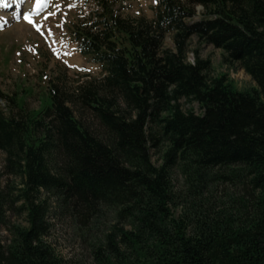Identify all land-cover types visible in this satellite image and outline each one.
Listing matches in <instances>:
<instances>
[{"label":"trees","instance_id":"1","mask_svg":"<svg viewBox=\"0 0 264 264\" xmlns=\"http://www.w3.org/2000/svg\"><path fill=\"white\" fill-rule=\"evenodd\" d=\"M92 1L68 32L99 79L72 93L51 83L36 110L0 92V175L13 180L0 183V264H64L46 241L52 205L86 233L110 217L91 245L98 264H264V0H155L151 20ZM191 37L255 87L210 77L198 50L187 62Z\"/></svg>","mask_w":264,"mask_h":264},{"label":"rangeland","instance_id":"2","mask_svg":"<svg viewBox=\"0 0 264 264\" xmlns=\"http://www.w3.org/2000/svg\"><path fill=\"white\" fill-rule=\"evenodd\" d=\"M24 1L25 4L28 1L27 6L33 8V13L37 11L35 16L31 17L32 23L21 22L20 14L12 19L15 16L11 15L10 7L0 8L3 16L1 18L9 17L7 19L10 21L9 24L6 19V21L3 20L7 24L2 26L4 31L0 32V92L9 97L17 94L24 100L26 109L36 110L39 109L40 99L46 92L45 86L54 83L69 89L67 92L72 93L83 82L99 79L101 73L97 65L80 58L76 51V44L70 42L67 36V29L72 18L80 13L88 12L92 8V0H87V2L85 0H42L40 5H37L36 0ZM46 1L48 3L43 7L42 4ZM120 1L116 9L119 8L118 14L121 17L152 19L153 0ZM9 2L12 3L11 0ZM16 4L18 5V0ZM19 4H21L20 0ZM17 5L15 11L23 10L22 15L25 14L24 5L21 4L20 7ZM195 12L193 20H198L203 13L202 7L197 6ZM163 49H173L169 36L164 40ZM194 50L199 51L203 60L210 62V77L225 74L233 87L240 92L255 87L250 78L236 65L222 63V51L200 43L196 37H191L188 42L187 62L194 61ZM180 104L183 111L191 107L195 115L200 114L197 104L189 105L185 101H181ZM0 110L8 113L9 105L5 100L0 102ZM73 111L77 118L83 119L90 130L95 133L100 132L97 122L89 113L76 107ZM150 155L152 163L158 166L159 154L151 150ZM2 161L3 154L0 152V168ZM6 182L12 183L13 180L6 179L3 174L0 175V183ZM180 182L178 178L176 188H179ZM19 206L18 203L14 207ZM6 215L11 224L21 226L26 224L23 214L17 216L13 210L7 212ZM105 217L101 219V226L95 232L86 233L52 205L48 214L50 230L46 241L64 264H98L92 254L91 245L94 243L95 236L102 237V234L108 232L112 220L108 215ZM0 239L3 242L7 241L6 228H0Z\"/></svg>","mask_w":264,"mask_h":264},{"label":"snow or ice","instance_id":"3","mask_svg":"<svg viewBox=\"0 0 264 264\" xmlns=\"http://www.w3.org/2000/svg\"><path fill=\"white\" fill-rule=\"evenodd\" d=\"M37 5H39L41 3V0H36ZM155 2V0H154ZM16 3V0H12V3L10 4L9 0H0V8H8L10 6H12V4ZM24 19L28 22V23H32V20L30 18V16L28 14L24 15ZM0 27H2V25H0Z\"/></svg>","mask_w":264,"mask_h":264},{"label":"bare ground","instance_id":"4","mask_svg":"<svg viewBox=\"0 0 264 264\" xmlns=\"http://www.w3.org/2000/svg\"><path fill=\"white\" fill-rule=\"evenodd\" d=\"M41 1H42V0H41ZM16 5H17V4H16ZM18 5H19V7L21 6V4H19V0H18ZM18 5H17V6H18ZM23 8H24V11H25L26 13H31V12L33 13V12H34V11H33V8L27 6L26 4L24 5ZM26 13H25V14H26ZM3 20H5V19H2V18H1V15H0V21L2 22ZM6 20L8 21L9 19H6ZM1 22H0V24H1Z\"/></svg>","mask_w":264,"mask_h":264}]
</instances>
